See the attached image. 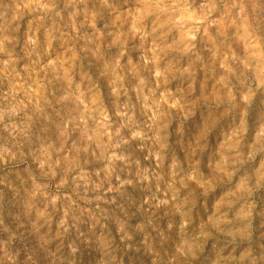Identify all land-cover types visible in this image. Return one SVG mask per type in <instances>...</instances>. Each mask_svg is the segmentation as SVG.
Wrapping results in <instances>:
<instances>
[{
    "label": "rangeland",
    "instance_id": "1",
    "mask_svg": "<svg viewBox=\"0 0 264 264\" xmlns=\"http://www.w3.org/2000/svg\"><path fill=\"white\" fill-rule=\"evenodd\" d=\"M0 264H264V0H0Z\"/></svg>",
    "mask_w": 264,
    "mask_h": 264
}]
</instances>
